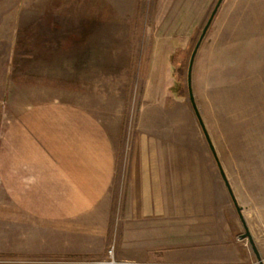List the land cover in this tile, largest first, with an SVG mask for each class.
<instances>
[{"label": "rangeland", "instance_id": "rangeland-1", "mask_svg": "<svg viewBox=\"0 0 264 264\" xmlns=\"http://www.w3.org/2000/svg\"><path fill=\"white\" fill-rule=\"evenodd\" d=\"M216 2L0 0V264H68L6 254L69 238L104 247V264L110 249L128 264L116 259L117 230L131 247L140 228L131 210L138 214L147 195L166 213L151 223L152 247L164 232L167 244L168 229L171 237L155 262L258 264L239 239L247 230L264 264V0H222L191 71L195 107L239 214L186 81ZM106 145L116 150L109 238L48 227L67 206L52 167L69 151L75 166L95 171ZM101 207L80 223L99 230Z\"/></svg>", "mask_w": 264, "mask_h": 264}, {"label": "crops", "instance_id": "crops-1", "mask_svg": "<svg viewBox=\"0 0 264 264\" xmlns=\"http://www.w3.org/2000/svg\"><path fill=\"white\" fill-rule=\"evenodd\" d=\"M58 139L59 143L61 139ZM98 151L99 155H102L100 156L101 164L97 166L95 171L90 168L89 170H86L84 166L77 167L78 164L75 166L74 162H71V153H69V151H65V155L63 153V157L68 159L67 162L58 163L52 167L53 171L51 176L53 182L58 180L57 185L63 187L64 190L62 194L63 198H67V206L62 208V210L53 213L55 218H53L54 220L51 221L48 227L55 229V231H61L68 236L81 234L83 236L91 237L94 235L102 237L103 240L109 238V226L112 219L114 200L112 185L115 173L116 150L106 145L99 148ZM34 152L37 156L39 155L38 158L41 161L45 154L43 150L37 148ZM50 155L53 159H57V157H55L56 155L59 156L56 152H52ZM52 164H54V161H52ZM143 199L145 205L141 208L138 214H136L135 210H131L134 220L140 224V228L135 232L137 233L135 235H137L138 238L132 237L131 247H128L133 253L131 256L120 255L122 250L121 247H123V244L125 243V234L123 229L120 232L117 230V234H119L116 248V259L129 260L128 264H192L184 263L183 261H175L174 263L172 261H154L156 256H166L167 252L171 251L172 246L171 244H168V242L171 241L170 229H168L169 232L167 233V244L165 237L166 232H164L166 228H163V235L165 236L163 238L162 246L159 248L152 247L156 239L152 237L155 234V228L151 227V223L156 220L157 215L158 219H166V213L164 211L157 214L156 211H153V207L149 201V195L143 196ZM99 203L103 206L101 207L102 224L99 226V230H93L90 221L88 223H86V221L80 223V221L83 219L90 220L93 208ZM95 211L98 212L99 210H96L95 208ZM135 215H137V217H134ZM86 224L88 225L87 227L84 226ZM125 241L126 245H129L127 240ZM75 244L76 243L71 242V238H69L67 242H62L61 244H58L54 239L53 243L48 245L51 246L50 250L44 251V246H39V248L37 246V249L35 247L36 250L32 249V251L26 252H10L7 253L6 256L10 258L27 256L33 258L46 257V259L53 263L67 262L68 264H72L75 261H82L83 264H104V247L102 249H97V251L90 249L88 246H75ZM123 248L125 250L128 249L127 247Z\"/></svg>", "mask_w": 264, "mask_h": 264}, {"label": "water", "instance_id": "water-1", "mask_svg": "<svg viewBox=\"0 0 264 264\" xmlns=\"http://www.w3.org/2000/svg\"><path fill=\"white\" fill-rule=\"evenodd\" d=\"M221 2H222V0H217L214 8L212 9V11H211V13L209 15V18L207 19V21H206V23H205V25H204V27H203L200 35H199L198 40H197V42H196V44H195V46H194V48H193V50L191 52V55H190V58H189V61H188V66H187L186 81H187V90H188L189 102L191 104V107H192L193 112L195 114V117L197 119V122H198V124H199V126H200V128L202 130L204 138H205V140H206V142L208 144L209 150H210V152H211V154H212V156H213V158L215 160V163L217 165V168H218V171L220 173L221 179L223 180L224 185H225V187L227 189V192H228V194H229V196H230V198H231V200H232V202H233V204H234V206H235V208H236V210H237V212L239 214V212H240L239 208H237V206H236L235 200H234V198L232 196V193H231V190H230L229 185L227 183V180L225 178V175L223 174V171L221 169L220 163H219V161H218V159L216 157V154H215V151L213 149V146H212V144H211V142L209 140V137H208V135L206 133V130H205L204 126H203V123L201 121L199 113H198V111H197V109L195 107V104H194V101H193V96H192V93H191V71H192V65H193L194 57L196 55L198 47H199L204 35L206 34V32H207V30H208V28H209V26H210V24H211V22H212V20L214 18L215 13L217 12ZM239 239L240 240H243V239H247L248 240L249 245H250V247L252 249L253 254L255 255V258H256L258 264H263L261 259H260V257H259V254H258L257 250L255 249V246L253 244L252 238L249 235V233L247 232V230H245V234L239 236Z\"/></svg>", "mask_w": 264, "mask_h": 264}, {"label": "built area", "instance_id": "built-area-1", "mask_svg": "<svg viewBox=\"0 0 264 264\" xmlns=\"http://www.w3.org/2000/svg\"><path fill=\"white\" fill-rule=\"evenodd\" d=\"M108 255H109L111 261L107 262V264H118V263H115V262L111 259V256H112V250H111V249L108 251Z\"/></svg>", "mask_w": 264, "mask_h": 264}]
</instances>
